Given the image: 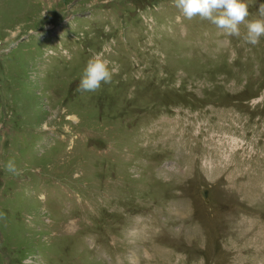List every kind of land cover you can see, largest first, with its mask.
<instances>
[{"label": "rangeland", "instance_id": "obj_1", "mask_svg": "<svg viewBox=\"0 0 264 264\" xmlns=\"http://www.w3.org/2000/svg\"><path fill=\"white\" fill-rule=\"evenodd\" d=\"M240 28L0 0V264H264V36ZM95 54L112 81L78 91Z\"/></svg>", "mask_w": 264, "mask_h": 264}, {"label": "clouds", "instance_id": "obj_2", "mask_svg": "<svg viewBox=\"0 0 264 264\" xmlns=\"http://www.w3.org/2000/svg\"><path fill=\"white\" fill-rule=\"evenodd\" d=\"M174 6L184 18L199 17L216 25L229 35L240 36V25L244 24L246 32L243 40L247 44L257 45L264 36V0H261L259 13L255 18L249 17L247 0H173ZM181 17L178 16L177 19ZM115 68L100 54L90 57L82 71L78 91H96L102 84L112 81ZM8 172L19 175L14 158L8 159L6 165Z\"/></svg>", "mask_w": 264, "mask_h": 264}, {"label": "water", "instance_id": "obj_3", "mask_svg": "<svg viewBox=\"0 0 264 264\" xmlns=\"http://www.w3.org/2000/svg\"><path fill=\"white\" fill-rule=\"evenodd\" d=\"M204 196L206 197L207 196V193H204Z\"/></svg>", "mask_w": 264, "mask_h": 264}, {"label": "bare ground", "instance_id": "obj_4", "mask_svg": "<svg viewBox=\"0 0 264 264\" xmlns=\"http://www.w3.org/2000/svg\"><path fill=\"white\" fill-rule=\"evenodd\" d=\"M215 165V164H214ZM245 225V224H244Z\"/></svg>", "mask_w": 264, "mask_h": 264}]
</instances>
